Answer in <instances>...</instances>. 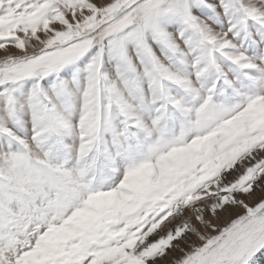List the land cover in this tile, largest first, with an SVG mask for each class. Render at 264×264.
Here are the masks:
<instances>
[{"label":"snow or ice","instance_id":"1","mask_svg":"<svg viewBox=\"0 0 264 264\" xmlns=\"http://www.w3.org/2000/svg\"><path fill=\"white\" fill-rule=\"evenodd\" d=\"M0 264H264V0H0Z\"/></svg>","mask_w":264,"mask_h":264}]
</instances>
